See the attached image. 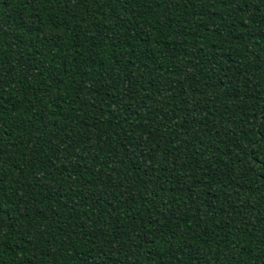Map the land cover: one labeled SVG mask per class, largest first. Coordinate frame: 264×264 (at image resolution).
<instances>
[{"label": "trees", "instance_id": "trees-1", "mask_svg": "<svg viewBox=\"0 0 264 264\" xmlns=\"http://www.w3.org/2000/svg\"><path fill=\"white\" fill-rule=\"evenodd\" d=\"M0 264H264V0H0Z\"/></svg>", "mask_w": 264, "mask_h": 264}]
</instances>
